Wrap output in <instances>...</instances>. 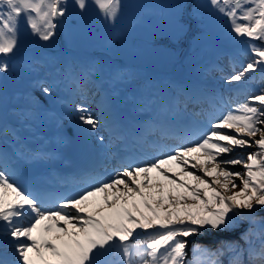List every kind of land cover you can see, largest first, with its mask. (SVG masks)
I'll return each instance as SVG.
<instances>
[{"label": "snow or ice", "instance_id": "1", "mask_svg": "<svg viewBox=\"0 0 264 264\" xmlns=\"http://www.w3.org/2000/svg\"><path fill=\"white\" fill-rule=\"evenodd\" d=\"M124 7L123 0H0V77L18 66L35 70L39 61L22 60L26 39L50 42L69 18L93 9L115 25ZM172 7L171 36L178 40L186 27L183 5ZM203 7L223 18L228 38L243 46L223 77L239 85L240 95L177 89L163 101L145 82L147 94L131 100L152 109L150 121L130 146L113 145V159L119 151L133 156L111 172L105 168L103 176L95 167L82 169L71 181L73 195L47 191L50 180L69 182L61 176L34 178L41 187L31 192L23 186L26 167L46 153L32 149L23 135L35 112L15 111L19 127L10 126L0 94V264H225V257L227 264H264V217L255 215L264 209V0H207ZM97 71L94 65L81 69L74 82L83 84ZM37 83L45 98L56 94L54 83ZM205 101L213 107L206 123L184 119L190 106ZM102 109L94 116L75 105L89 134L102 120L108 125L110 106ZM170 139L177 142L169 145ZM236 149L245 151L233 154ZM207 231H239V237L214 248L195 245L188 260L187 238Z\"/></svg>", "mask_w": 264, "mask_h": 264}, {"label": "rangeland", "instance_id": "2", "mask_svg": "<svg viewBox=\"0 0 264 264\" xmlns=\"http://www.w3.org/2000/svg\"><path fill=\"white\" fill-rule=\"evenodd\" d=\"M123 3L125 5L123 14L115 25L105 24L93 9L87 16L69 18L68 22L58 30L59 34L50 42H33L31 39H26L21 54L22 60L29 63L34 60L39 61L34 65L35 70H21L18 66L6 77H0V94L3 96L8 124L19 127L14 115L15 111L35 112L30 127L23 129V135L32 149L46 153L43 159L50 161L59 156L60 159L64 157L63 146L69 143L72 129L84 135L87 147L92 150L98 148L97 151H93L94 159L98 160L95 165L92 164L93 158H91L85 160L86 167H79L75 172L57 174L52 170L45 171L40 177L61 176L69 180L62 185L50 180L47 190L49 192H57L63 196L73 195L76 187L71 181L82 169L95 167L103 176L107 174L105 168L107 172H111L113 168L119 166L120 159L133 156L131 151H119L122 154L118 152L117 158L113 159L112 153L117 152V148L113 145H119L120 148H123L124 144L130 146L133 135L141 125L150 121L151 116L149 120L145 119L146 121L139 124L132 122V125L126 128L125 125L119 126L116 109L124 106L134 114L139 112L150 114L151 108L141 107L132 102L131 97H139L142 92L146 95L148 90L161 93L163 83L166 84V80H169L166 76L173 74L171 65L174 63H179L175 65L174 72H177L178 68H183L196 76V80L188 83L187 89L190 91L204 90L211 95H220L226 99L228 98L226 93L236 95L241 92L237 83L226 84L223 77L233 67L230 63L231 57L238 55L243 46L228 38L223 18L212 16L207 8L203 7L207 4V0H123ZM176 4L183 5L186 25L185 32L178 40L171 36L172 17L175 12L172 6ZM196 12L202 15L198 16ZM94 20L99 23L97 27H94ZM134 28L145 30L147 37L141 36L133 42L131 36L126 35L125 32ZM162 37L168 39L161 42ZM149 47L153 53H161V56L151 59L148 56L151 53L147 51ZM93 65L98 71L91 79L83 82L87 87L85 84L84 90H80L83 84L78 85L74 81L79 77L81 69ZM160 67H167L169 72L158 73ZM118 74L121 79H116ZM38 81L54 83L56 94L45 98L40 91ZM145 82L152 87L148 90L143 89L141 85ZM177 87L180 89L179 86ZM169 98L170 96L163 97V101ZM35 100H39L40 105H34ZM76 104H84L94 116L100 115L103 110L102 105L110 106V111L107 113L108 125L105 126L102 120L99 130L94 135L89 134L88 126L83 125L76 118L74 111ZM191 108H195V114H198L201 123L207 121L206 112L213 110L208 101L191 106L189 110H192ZM202 109L206 111L202 112ZM49 124L58 129L51 132L55 142L51 150L47 148L48 145L43 138L33 139L35 131H45ZM100 135L105 137L104 143L97 140V136ZM120 137H123V141L118 140ZM38 141L40 143H37ZM176 142L173 139L167 141L169 145H174ZM254 150L249 148L246 151ZM244 151L236 149L233 154ZM127 162L131 163L132 160L127 159ZM234 167L237 171L243 170L240 165ZM21 183L29 192L41 187L30 179ZM255 215L264 217V209H258ZM240 230H243V226ZM229 234L236 237H228ZM238 237L239 231L232 233L207 231L188 237L186 258L193 259L192 249L195 245L212 248L220 240H236ZM224 260L227 261V257Z\"/></svg>", "mask_w": 264, "mask_h": 264}, {"label": "bare ground", "instance_id": "3", "mask_svg": "<svg viewBox=\"0 0 264 264\" xmlns=\"http://www.w3.org/2000/svg\"><path fill=\"white\" fill-rule=\"evenodd\" d=\"M196 15H198V16H200V15H202V14H200L199 12H196L195 13ZM94 22V27H97L98 25H99V23L97 22V21H93ZM101 27V26H100ZM138 32V33H137ZM126 33V35H129V37L131 36V38H132V40H133V42H136L137 40H138V38L139 37H141V36H145V37H147V35H146V31L145 30H142V29H137V28H134V29H132V30H129L128 32H125ZM137 33V34H136ZM147 51H148V53H151V55H148V56H150V58L151 59H154V58H156L157 56H161V53H153L152 52V49H151V47H149L148 49H147ZM178 70H180V69H178ZM184 74V73H183ZM180 79V78H179ZM122 107H124V106H120V107H118L117 109H116V114H118V109H120V108H122ZM122 111H125V110H127V108H122L121 109ZM192 115H190V114H187V113H185V115H184V118H186V120L187 121H191L193 124H200L201 122H200V120L199 119H196V120H193L192 119V117H191ZM116 117H117V122H118V124L120 123L119 122V119H118V115H116ZM140 117H136V123L135 124H139V122H142V121H145V120H142V119H139ZM139 120V121H138ZM124 123H125V126H126V128L128 127V126H131L132 124L131 123H129L128 121H126L125 119H124ZM35 135V137H33V139H37V138H43L44 140H46V143L47 144H49V142L50 141H53L52 140V134L49 132V130H48V128H46V130L44 131V132H40L39 134H34ZM71 136V135H70ZM87 144V143H86ZM64 150L65 149H63V153H64ZM92 152V151H91ZM93 154V156H94V152L92 153ZM60 157V156H59ZM59 157H57V158H55V159H53V160H51V161H56V160H58V158ZM84 158V157H83ZM85 160L87 159H89L88 157H86V158H84ZM57 174H60V173H58L57 172Z\"/></svg>", "mask_w": 264, "mask_h": 264}, {"label": "trees", "instance_id": "4", "mask_svg": "<svg viewBox=\"0 0 264 264\" xmlns=\"http://www.w3.org/2000/svg\"><path fill=\"white\" fill-rule=\"evenodd\" d=\"M85 84H86V83H85ZM85 84H83V85L80 86V90H82V89L84 90ZM86 87H87V84H86ZM225 95H228V97H229V96L236 97V96L240 95V93H239V94H236V95H233L232 93H226ZM242 98H243V96H241V99H242ZM190 107H191V106H190ZM190 107H189V108H190ZM191 109H192L193 112H195V110H194L195 108H194V109L191 108ZM228 237L235 238L236 236H233L232 234H229ZM214 247H215V246H214ZM214 247H212V248H214ZM223 259H224V258H223ZM245 259H246V258H245ZM224 261H225V260H224ZM225 264H227V261H225Z\"/></svg>", "mask_w": 264, "mask_h": 264}]
</instances>
